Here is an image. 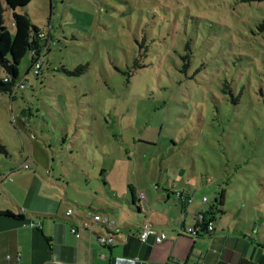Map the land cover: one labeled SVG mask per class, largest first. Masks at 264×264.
<instances>
[{
    "label": "rangeland",
    "instance_id": "rangeland-1",
    "mask_svg": "<svg viewBox=\"0 0 264 264\" xmlns=\"http://www.w3.org/2000/svg\"><path fill=\"white\" fill-rule=\"evenodd\" d=\"M0 2L11 25L21 11ZM26 11L50 37L39 76L26 56L28 86L0 93V145L14 156L0 167L30 158L43 174L127 191L162 167L177 187L193 171L211 201L225 190L227 208L239 201L264 224V0H33Z\"/></svg>",
    "mask_w": 264,
    "mask_h": 264
},
{
    "label": "crops",
    "instance_id": "crops-1",
    "mask_svg": "<svg viewBox=\"0 0 264 264\" xmlns=\"http://www.w3.org/2000/svg\"><path fill=\"white\" fill-rule=\"evenodd\" d=\"M27 114L23 108V115ZM0 146L7 153L0 155L14 163L8 147ZM22 165L2 168L0 264H264V224L256 228V216L245 214L239 201L227 208L225 200L223 212L217 214L211 208L216 199L211 201L201 189L204 182L193 183V171L177 187L175 176L168 174L176 172H164L162 167L156 176L149 172L146 183L136 180L131 186L127 182V191L122 183L101 187L86 179L68 182L66 174L56 169L43 174L38 164L29 169ZM178 171L185 176L183 168ZM140 192L145 193V199L139 197ZM179 193L189 194L192 202ZM204 197L207 202H203ZM70 207L75 210L68 218ZM211 210L213 232L196 237L182 232L194 225L197 212ZM7 211L22 218L2 214ZM94 214L115 222L113 242L104 245L99 241L111 233L101 222L80 228V238L71 232V225ZM146 223L152 224L156 234L165 233L167 239L156 243L153 235L146 242L140 241Z\"/></svg>",
    "mask_w": 264,
    "mask_h": 264
},
{
    "label": "trees",
    "instance_id": "trees-1",
    "mask_svg": "<svg viewBox=\"0 0 264 264\" xmlns=\"http://www.w3.org/2000/svg\"><path fill=\"white\" fill-rule=\"evenodd\" d=\"M33 0H4L8 8L20 10L21 13L12 14V23L6 24L4 14L6 9L3 3L0 2V68L6 73L0 76V93L14 94L24 91L28 86V80L19 75L18 65L21 64L26 56L32 60L33 65H30L28 70H33L36 63L40 61L45 45L49 43V33L32 21L27 7ZM264 27V24L262 25ZM11 28H16V37L13 36ZM83 69V68H82ZM81 68L77 70L79 72ZM38 77V74H35ZM7 79V80H6ZM23 86V87H21ZM0 154L6 155L4 147L0 146ZM225 190L219 192V196L212 203V209L216 210L217 214L223 212L225 201ZM209 211L207 219L213 220L214 214ZM8 217L22 218V215H15L10 211L2 213ZM211 214V215H210Z\"/></svg>",
    "mask_w": 264,
    "mask_h": 264
},
{
    "label": "built area",
    "instance_id": "built-area-1",
    "mask_svg": "<svg viewBox=\"0 0 264 264\" xmlns=\"http://www.w3.org/2000/svg\"><path fill=\"white\" fill-rule=\"evenodd\" d=\"M42 63H43V59L41 57L40 61H38L36 63V65H35V67L33 68V71L35 72V74L39 75ZM21 87H23V86H21ZM22 168H24V169H29L30 168L29 160L22 165ZM1 175H2V167H0V177H1ZM3 177H5V176H3ZM208 181H209V179H208ZM179 196L181 198L185 199L188 203L192 202V200H193V198L189 194L179 193ZM139 197L141 199H145L146 195H145L144 192H140L139 193ZM0 199H1V196H0ZM207 201H208V198L204 197L203 198V202H207ZM74 210L75 209L73 207L68 208L67 211H66V217L71 218L74 215ZM91 222H101L102 224L107 226L108 229L111 231V233L109 235L99 237V241L102 244L106 245L109 242H113L114 241V239H115L114 238V235H115L114 231H115V228H116V224H115L114 221H111L109 218H107V217H105V216H103L101 214H94L91 219L81 220L78 223H75V224L71 225V232L77 238H80L81 237L80 228L90 227ZM214 230H215L214 221L210 220V219H207L206 212H197L195 214V223H194V225H191V226H188V227H184L182 229V232L184 234L189 235V236L196 237V236L201 235L202 233H211ZM153 235H155L156 243H161L162 241L167 239V235L165 233L156 234L151 223H146L144 225V227L142 228V230H141V232L139 234V239L142 242H146Z\"/></svg>",
    "mask_w": 264,
    "mask_h": 264
}]
</instances>
